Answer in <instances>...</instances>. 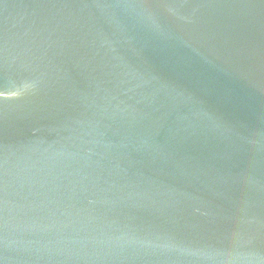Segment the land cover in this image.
Listing matches in <instances>:
<instances>
[{
  "label": "water",
  "instance_id": "water-1",
  "mask_svg": "<svg viewBox=\"0 0 264 264\" xmlns=\"http://www.w3.org/2000/svg\"><path fill=\"white\" fill-rule=\"evenodd\" d=\"M0 264H264V0H0Z\"/></svg>",
  "mask_w": 264,
  "mask_h": 264
}]
</instances>
